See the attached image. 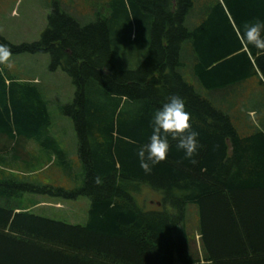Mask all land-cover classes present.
<instances>
[{
    "label": "trees",
    "instance_id": "trees-1",
    "mask_svg": "<svg viewBox=\"0 0 264 264\" xmlns=\"http://www.w3.org/2000/svg\"><path fill=\"white\" fill-rule=\"evenodd\" d=\"M70 1L90 8L55 1L37 42L0 34L12 55L48 54L71 78L60 111L77 136L74 160L38 80L0 65V264H264V50L239 38L264 21V0H214L195 25V0ZM172 95L199 133L197 163L169 135L145 172L137 150ZM77 165L72 189L32 178ZM40 197H87L86 224L36 214Z\"/></svg>",
    "mask_w": 264,
    "mask_h": 264
},
{
    "label": "rangeland",
    "instance_id": "rangeland-1",
    "mask_svg": "<svg viewBox=\"0 0 264 264\" xmlns=\"http://www.w3.org/2000/svg\"><path fill=\"white\" fill-rule=\"evenodd\" d=\"M58 0H0V34L13 44L32 43L41 39L43 32L48 26V16L52 12V5ZM74 4L78 16L83 6L90 8L88 4H78L70 0H62ZM78 1V0H77ZM81 1V0H79ZM214 0H195L193 10V25L200 22L205 16L208 6ZM74 12V11H73ZM192 25V23H189ZM12 74L23 80H38L44 94L51 101L50 111L53 117L54 130L59 129L57 135L64 148L68 150L73 159L77 156V136L73 121L63 115L60 111L63 105L73 101L75 86L71 78L61 69L52 71L50 69L51 58L48 54H22L11 57ZM76 155V156H75ZM80 165L72 176L66 174L60 167L44 169L41 173L32 176L38 178L37 182H52L72 189L81 185ZM152 198L158 199L156 195ZM44 202L43 207L34 212L58 221L70 224L84 225L88 220L90 200L87 197H80L77 200H58L46 197L38 198ZM198 214L196 206H189L187 212V230L191 240L197 231ZM199 243V237L196 236ZM200 247V244L197 245Z\"/></svg>",
    "mask_w": 264,
    "mask_h": 264
},
{
    "label": "clouds",
    "instance_id": "clouds-1",
    "mask_svg": "<svg viewBox=\"0 0 264 264\" xmlns=\"http://www.w3.org/2000/svg\"><path fill=\"white\" fill-rule=\"evenodd\" d=\"M239 38L243 46H254L264 50V21L256 19L243 25ZM11 49L0 43V65L11 68ZM191 114L186 111L185 101L179 95H172L168 101L158 109L152 120V134L149 142L138 148L140 166L145 172L164 160L169 153L168 136L178 141L177 148L183 150L185 158L196 164L195 156L199 147V133L192 130ZM99 182V181H98Z\"/></svg>",
    "mask_w": 264,
    "mask_h": 264
},
{
    "label": "crops",
    "instance_id": "crops-1",
    "mask_svg": "<svg viewBox=\"0 0 264 264\" xmlns=\"http://www.w3.org/2000/svg\"><path fill=\"white\" fill-rule=\"evenodd\" d=\"M42 202V201H41ZM43 204H44V202H42V204H41V206H43ZM40 207V206H39ZM41 208V207H40ZM43 208H45V207H43Z\"/></svg>",
    "mask_w": 264,
    "mask_h": 264
}]
</instances>
